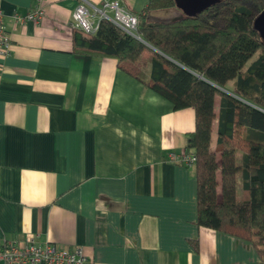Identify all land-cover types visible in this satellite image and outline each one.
<instances>
[{
  "label": "crops",
  "instance_id": "0c3cea01",
  "mask_svg": "<svg viewBox=\"0 0 264 264\" xmlns=\"http://www.w3.org/2000/svg\"><path fill=\"white\" fill-rule=\"evenodd\" d=\"M82 1L91 12L102 2L43 0L42 19L21 22L35 0H0L11 41L0 59V240L81 246L93 264H261L249 241L197 224L194 166L168 158L192 151L195 112L146 84L151 53L118 64L73 52ZM119 1L136 15L148 2Z\"/></svg>",
  "mask_w": 264,
  "mask_h": 264
},
{
  "label": "trees",
  "instance_id": "16d2710c",
  "mask_svg": "<svg viewBox=\"0 0 264 264\" xmlns=\"http://www.w3.org/2000/svg\"><path fill=\"white\" fill-rule=\"evenodd\" d=\"M174 6V0H148L137 15L139 38L107 19L93 34L75 29L72 50L118 64L151 53L146 84L175 109L195 112L186 148L196 155L197 224L249 241L264 264V43L253 26L264 0H219L195 16L146 21L147 12ZM228 82L229 92L221 90ZM238 172L241 200L236 198Z\"/></svg>",
  "mask_w": 264,
  "mask_h": 264
},
{
  "label": "built area",
  "instance_id": "2783aa9c",
  "mask_svg": "<svg viewBox=\"0 0 264 264\" xmlns=\"http://www.w3.org/2000/svg\"><path fill=\"white\" fill-rule=\"evenodd\" d=\"M43 0H35L34 10L17 21L32 20L39 22L44 16ZM102 19H107L127 33L139 38L137 33L138 16L127 10L119 0H102L99 6L92 5V12L85 1L76 5L72 12L73 29L93 34L98 30ZM11 50V41L3 24V13L0 9V59ZM170 161L185 166H194L196 155L193 151L170 152ZM0 262L2 264H93L81 246L61 247L54 243L40 244L35 235H27L22 241L15 239L0 240Z\"/></svg>",
  "mask_w": 264,
  "mask_h": 264
},
{
  "label": "water",
  "instance_id": "95a60500",
  "mask_svg": "<svg viewBox=\"0 0 264 264\" xmlns=\"http://www.w3.org/2000/svg\"><path fill=\"white\" fill-rule=\"evenodd\" d=\"M219 0H174L171 10L149 11L146 13L147 22L169 23L182 15L195 16ZM254 28L258 31L264 43V9L254 19ZM201 77V75H199Z\"/></svg>",
  "mask_w": 264,
  "mask_h": 264
}]
</instances>
